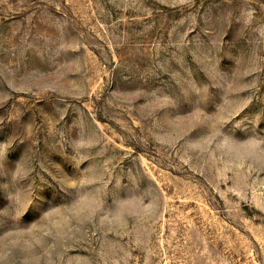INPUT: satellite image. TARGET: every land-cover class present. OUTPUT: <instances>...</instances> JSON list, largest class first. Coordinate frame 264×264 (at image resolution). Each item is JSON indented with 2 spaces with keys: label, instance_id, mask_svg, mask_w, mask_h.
<instances>
[{
  "label": "rangeland",
  "instance_id": "obj_1",
  "mask_svg": "<svg viewBox=\"0 0 264 264\" xmlns=\"http://www.w3.org/2000/svg\"><path fill=\"white\" fill-rule=\"evenodd\" d=\"M0 264H264V0H0Z\"/></svg>",
  "mask_w": 264,
  "mask_h": 264
}]
</instances>
